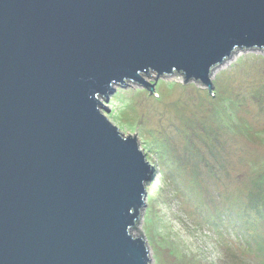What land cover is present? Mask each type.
Returning <instances> with one entry per match:
<instances>
[{
	"label": "water",
	"instance_id": "95a60500",
	"mask_svg": "<svg viewBox=\"0 0 264 264\" xmlns=\"http://www.w3.org/2000/svg\"><path fill=\"white\" fill-rule=\"evenodd\" d=\"M237 50L264 52V0H0V264H152L156 170L100 100L149 73L211 93Z\"/></svg>",
	"mask_w": 264,
	"mask_h": 264
},
{
	"label": "rangeland",
	"instance_id": "374dc122",
	"mask_svg": "<svg viewBox=\"0 0 264 264\" xmlns=\"http://www.w3.org/2000/svg\"><path fill=\"white\" fill-rule=\"evenodd\" d=\"M115 86L101 112L156 174L134 233L152 264H264V52L237 50L212 91L173 74Z\"/></svg>",
	"mask_w": 264,
	"mask_h": 264
}]
</instances>
